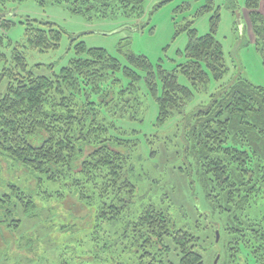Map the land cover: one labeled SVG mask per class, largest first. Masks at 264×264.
<instances>
[{"label": "trees", "instance_id": "trees-1", "mask_svg": "<svg viewBox=\"0 0 264 264\" xmlns=\"http://www.w3.org/2000/svg\"><path fill=\"white\" fill-rule=\"evenodd\" d=\"M23 1L0 0V5ZM35 1L63 4L85 16L96 12V18L105 19L116 14L140 18L146 0ZM246 9L264 64V0H246ZM219 19L212 18L206 35L189 30L182 53L186 61L173 72L135 54L125 55L123 64L105 49H87L84 42L76 44L77 57L69 66L51 77L29 70L24 56L15 54L5 69L7 92L0 97V155L20 163L26 178L0 196V235L22 227V210L31 219L65 220L58 232L70 238L66 251L72 257L96 243L86 254L88 264L99 258L94 248L100 256L102 250L118 252L115 264H124L123 257L127 264H215L218 257V264H264V87L239 77L210 89L211 80L223 83L229 74L215 37ZM26 31L30 46L40 51L60 45L62 31L54 23L29 21ZM3 60L7 56L0 50ZM179 74L189 85L179 82ZM202 91L208 99L191 109ZM151 103L157 107L159 128L174 119L182 123L186 158L215 223L208 233H198V218L193 228L178 226L166 205H178L185 218V202L169 195L161 203L145 202L131 177L142 131H128L116 121L143 125ZM67 177L80 191L77 199L71 192H43L47 197L40 200L68 199L71 223L77 218L80 223H67L53 207L40 208L35 199L34 184L62 183ZM78 227L87 230L86 240H76ZM102 230L114 237L99 246Z\"/></svg>", "mask_w": 264, "mask_h": 264}, {"label": "rangeland", "instance_id": "rangeland-1", "mask_svg": "<svg viewBox=\"0 0 264 264\" xmlns=\"http://www.w3.org/2000/svg\"><path fill=\"white\" fill-rule=\"evenodd\" d=\"M91 12L85 16L70 11L63 4L42 6L35 0L0 5V50L7 56V60L0 62V97L7 92L10 79L4 75L5 69L11 67L15 54L24 56L29 70L33 69L40 76L51 77L53 72L58 74L77 57L75 47L79 42H84L87 49H105L121 59L123 64H126L125 55L135 54L145 56L153 65L161 64L164 69L173 72L186 61L182 53L190 39L189 30L196 29L199 36L210 33L214 16L220 18L215 37L223 47L229 74L223 83L211 80L210 89L214 91L239 77L264 87V64L256 50L252 30L248 29L250 20L246 0H146L144 14L140 18L116 14L104 19L96 18V12ZM238 15L241 16L240 21ZM29 21L57 25L62 31L59 47L45 52L31 47L26 31ZM8 22H14V25L3 27L2 24ZM75 37L79 39L74 41ZM37 65L42 67L38 69ZM178 78L180 83L189 85L182 74ZM206 94L204 91L197 94L191 109L208 99L209 94ZM150 109L143 125L116 121L118 126L128 131H142L138 137L139 148L132 158L134 172L131 177L145 202L161 203L164 195L179 199L185 202V218L178 205H166L170 206L178 226L185 224L193 228L198 218L201 226L198 233H208L210 225L215 223L207 212L209 208L201 183L192 172L190 159L186 158L182 123L174 119L159 128L156 126V105L151 103ZM21 169L20 163L0 155V196L12 191L11 185L23 184L26 177ZM71 180L72 177H67L62 183L45 182L42 187L34 184L33 189L39 194H35V199L40 208L51 206L67 223L73 224L80 223L81 219L77 218L71 223L68 199L67 203L58 202L60 198L56 196L40 200L41 197H47L43 192H71L77 199L80 191L71 187ZM39 209L36 211L39 212ZM18 217L23 221L22 227L14 233L0 235V264H80L77 257L82 259L83 264H88L85 258L89 255L86 254L96 243L93 246L88 243L81 248V253L78 251V255L72 257L66 251V241L70 238L65 234L60 236L58 232L65 220L55 218L50 223L41 217L31 219L22 210H19ZM76 230H80L76 231V240H86L87 230H81L80 227ZM100 235L104 237L100 238L99 246L107 237L113 236L104 230ZM93 252L99 258L90 264H115L116 258L119 261L118 252L110 255L102 250L101 256L96 253V248ZM106 253L109 254L108 260ZM127 258L123 257L124 264H127Z\"/></svg>", "mask_w": 264, "mask_h": 264}, {"label": "water", "instance_id": "water-1", "mask_svg": "<svg viewBox=\"0 0 264 264\" xmlns=\"http://www.w3.org/2000/svg\"><path fill=\"white\" fill-rule=\"evenodd\" d=\"M240 18H241V16L238 15V16H237V19H239V21H240ZM219 237H220L219 232H217V241H219ZM219 259H220V257L217 258V260L215 261V264H218Z\"/></svg>", "mask_w": 264, "mask_h": 264}]
</instances>
